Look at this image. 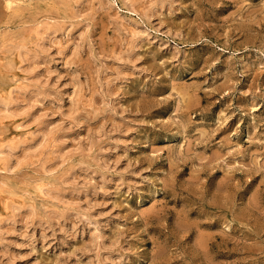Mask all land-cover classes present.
Instances as JSON below:
<instances>
[{"label":"rangeland","instance_id":"1","mask_svg":"<svg viewBox=\"0 0 264 264\" xmlns=\"http://www.w3.org/2000/svg\"><path fill=\"white\" fill-rule=\"evenodd\" d=\"M13 1L0 264H264V0Z\"/></svg>","mask_w":264,"mask_h":264},{"label":"bare ground","instance_id":"2","mask_svg":"<svg viewBox=\"0 0 264 264\" xmlns=\"http://www.w3.org/2000/svg\"><path fill=\"white\" fill-rule=\"evenodd\" d=\"M9 1V0H8ZM13 1V0H12ZM15 1V0H14ZM13 1V2H14ZM29 1H31V0H29ZM43 1H46V0H43ZM50 1V0H49ZM20 2H21V0H20ZM23 2V1H22ZM28 2V1H27ZM47 2V1H46ZM65 2V1H64ZM11 3V2H10ZM15 3H18L17 2V0H16V2ZM24 3V2H23ZM26 3V2H25ZM24 3V4H25ZM29 3V2H28ZM49 3V2H48ZM19 4V3H18ZM10 5V4H9ZM11 5H12V3H11ZM15 5V4H14ZM13 6V5H12ZM18 6V5H17ZM28 7V6H27ZM14 8V7H13ZM9 9V8H8ZM15 11V10H14ZM16 12V11H15ZM37 34V33H36ZM36 37V36H35ZM40 37V36H39ZM38 38V37H37ZM10 40V39H9ZM8 40V41H9ZM6 42H7V40H5ZM11 41H12V39H11ZM20 47V46H19ZM18 47V48H19ZM20 49V48H19ZM18 49V50H19ZM12 51V50H11ZM14 51V50H13ZM20 51V50H19ZM19 53H21V52H19ZM14 54V53H13ZM16 54V53H15ZM36 54V53H35ZM11 55V54H10ZM12 56V55H11ZM10 56V57H11ZM22 56V55H21ZM25 56V55H24ZM15 57V56H14ZM17 59V58H16ZM1 60V59H0ZM14 61H15V59H14ZM2 64V63H1ZM9 64H11V63H9ZM18 66H20V65H18ZM1 68V67H0ZM10 69V68H9ZM8 69V70H9ZM21 69V68H20ZM3 70V69H2ZM4 71V70H3ZM17 72H20V71H17ZM23 73H24V71H22ZM7 73V72H6ZM8 74H10L9 73V71H8ZM24 75V74H23ZM25 76V75H24ZM28 77V76H27ZM11 80V79H10ZM24 80V79H23ZM20 81V80H19ZM15 82V81H14ZM19 83V82H18ZM12 85V84H11ZM20 85V84H19ZM18 88V87H17ZM8 90V89H7ZM4 94V93H3ZM8 98V97H7ZM5 100V99H4ZM9 104V103H8ZM3 109V108H2ZM9 109V108H8ZM20 110V109H19ZM9 111V110H8ZM12 112V111H11ZM16 112H17V110H16ZM18 112H20V111H18ZM14 114V113H13ZM10 115H12V114H10ZM4 117H2V119H3ZM12 118V117H11ZM16 118V117H15ZM25 118V117H24ZM21 119V118H20ZM18 121V120H17ZM25 121V120H24ZM4 122V121H3ZM8 122H10V121H8ZM26 122H28V121H26ZM14 123V122H13ZM28 124V123H27ZM23 125V124H22ZM7 126V125H6ZM11 126V125H10ZM27 128V127H26ZM24 129V128H23ZM28 129V128H27ZM10 130V129H9ZM27 132V131H26ZM35 132V131H34ZM14 133V132H13ZM15 134V133H14ZM27 134V133H26ZM5 137V136H4ZM23 137V136H22ZM25 137V136H24ZM32 137H33V135H32ZM11 139V138H10ZM33 139V138H32ZM1 140V139H0ZM12 140H13V138H12ZM31 140V139H30ZM18 141H21V140H18ZM28 141H29V139H28ZM41 141V140H40ZM7 142V141H6ZM14 143V142H13ZM26 143V142H25ZM22 144V143H21ZM30 144H31V142H30ZM34 144V143H33ZM14 145V144H13ZM2 146V145H1ZM30 146V145H29ZM28 147V146H27ZM32 147V146H31ZM15 148V147H14ZM13 148V149H14ZM3 149V148H2ZM3 155V154H2ZM31 157V156H30ZM36 157V156H35ZM8 158V157H7ZM32 158V157H31ZM39 158V157H38ZM41 158V157H40ZM5 159H6V157H5ZM13 166V165H12ZM17 166V165H16ZM12 168V167H11ZM14 168H15V166H14ZM8 169H10V168H8ZM1 170V169H0ZM4 170V169H3ZM7 170V169H6ZM11 170V169H10ZM2 171V170H1ZM8 171V170H7ZM5 173H6V171H4ZM46 176V175H45ZM7 177H8V175H7ZM4 179V178H3ZM9 179H11V178H9ZM34 179V178H33ZM42 182H43V180L42 179H40ZM31 181V180H30ZM40 181V182H41ZM38 182V181H37ZM46 182V181H45ZM2 183V182H1ZM4 183V182H3ZM47 183H49V182H47ZM55 183V182H54ZM28 184V183H27ZM7 185V184H6ZM31 185V184H30ZM34 185V184H33ZM52 185V184H51ZM56 185V184H55ZM26 186V185H25ZM28 187V186H27ZM35 187V186H34ZM46 187H47V185H46ZM31 188V187H30ZM41 188H42V186H41ZM44 189V188H43ZM2 189H0V191H1ZM8 190V189H7ZM13 191H15V190H13ZM44 191V190H43ZM21 192H23V191H21ZM28 192V191H27ZM1 193V192H0ZM12 193V192H11ZM26 193V192H25ZM29 193H32V192H29ZM42 193V192H41ZM22 194H24V193H22ZM3 195H6V194H3ZM27 195V194H26ZM29 195V194H28ZM35 195H37V193L35 194ZM41 195V194H40ZM8 196H9V194H8ZM12 196V195H11ZM25 197V196H24ZM29 197V196H28ZM27 197V198H28ZM42 197V196H41ZM40 197V198H41ZM44 197V196H43ZM2 198V197H1ZM9 198V197H8ZM12 198V197H11ZM17 198V197H16ZM30 198V197H29ZM35 198H37V197H35ZM7 199V198H6ZM20 199H21V197H20ZM39 199V198H38ZM22 200H23V197H22ZM33 202V201H32ZM1 203V202H0ZM13 205H14V201H13ZM34 206V205H33ZM7 207V206H6ZM13 207V206H12ZM23 207V206H22ZM1 208H3V207H1ZM29 208V207H28ZM4 209V208H3ZM9 209V208H8ZM12 209V208H11ZM4 211V210H3ZM0 212H1V210H0ZM5 214V213H4ZM3 218V217H2Z\"/></svg>","mask_w":264,"mask_h":264}]
</instances>
